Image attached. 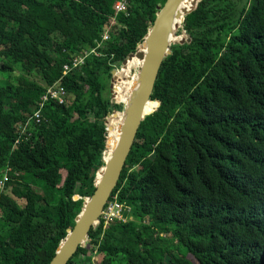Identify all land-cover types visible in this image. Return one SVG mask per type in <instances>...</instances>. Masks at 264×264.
Returning <instances> with one entry per match:
<instances>
[{
    "label": "trees",
    "instance_id": "obj_1",
    "mask_svg": "<svg viewBox=\"0 0 264 264\" xmlns=\"http://www.w3.org/2000/svg\"><path fill=\"white\" fill-rule=\"evenodd\" d=\"M117 1L0 0V264H49L96 192L114 78L124 105L137 61L119 68L166 2ZM176 35L110 200L120 218L69 264H264V0H200ZM51 87L64 102L40 108Z\"/></svg>",
    "mask_w": 264,
    "mask_h": 264
},
{
    "label": "water",
    "instance_id": "obj_2",
    "mask_svg": "<svg viewBox=\"0 0 264 264\" xmlns=\"http://www.w3.org/2000/svg\"><path fill=\"white\" fill-rule=\"evenodd\" d=\"M200 0H193L190 6H185L187 0H166L162 7L156 8L155 21L149 28L142 44L134 54H130L122 63L125 68L134 59L142 62L136 80L130 93L127 105L117 102L115 97V81L113 82V102L123 106L122 112L111 115H121L118 126V139L112 146L110 160H105V167L100 171L96 180L95 194L86 200L85 207L76 219L74 229L68 231V236L60 244L49 264H69L70 260L84 246L90 233L100 224L101 218L116 191L126 166L129 155L134 146L139 129L150 113L151 97L159 76L160 69L170 56V49L183 39L177 37V32L183 25L185 18L191 14ZM116 73V72H114ZM107 137L114 131L108 122ZM109 141L105 154L110 150Z\"/></svg>",
    "mask_w": 264,
    "mask_h": 264
},
{
    "label": "built area",
    "instance_id": "obj_3",
    "mask_svg": "<svg viewBox=\"0 0 264 264\" xmlns=\"http://www.w3.org/2000/svg\"><path fill=\"white\" fill-rule=\"evenodd\" d=\"M115 12L116 13H125L126 12V2L124 0H119L115 4ZM104 40H107V34L103 36ZM83 61L82 57H78L76 60H74L73 67L79 66ZM65 71H69L70 68L68 66H64ZM64 95V91L57 90L54 87H51L47 90V93L42 97V103L40 108L43 107L44 103L48 100H58L61 103L64 102V99L62 98ZM34 117L36 120L40 121L39 112L34 114ZM5 187V181L0 182V189H3ZM121 208L116 203H109L106 207V210L103 214V217H105L107 220H111L114 218H120Z\"/></svg>",
    "mask_w": 264,
    "mask_h": 264
},
{
    "label": "bare ground",
    "instance_id": "obj_4",
    "mask_svg": "<svg viewBox=\"0 0 264 264\" xmlns=\"http://www.w3.org/2000/svg\"><path fill=\"white\" fill-rule=\"evenodd\" d=\"M125 2H126V0H124ZM191 2H193V0H187V3H185V6H189L190 4H191ZM136 60V59H135ZM137 61V67H138V70H139V68L141 67V65H142V62L141 61H139V60H136ZM137 70V71H138ZM135 80H136V77H134L133 78V80H132V83H131V85H130V87L128 88V94H129V97H130V93H131V90H132V88H133V85H134V82H135ZM129 97L127 96V97H125V99H124V105H127L128 104V101H129ZM122 117V116H121ZM120 117V119H119V126H120V124H121V118ZM118 132H119V129H118ZM117 139H118V136H117ZM117 141V140H116ZM116 144V143H115ZM115 144H113L112 146H114ZM112 146H111V153H112ZM110 156H111V154H110ZM110 156H109V160H110Z\"/></svg>",
    "mask_w": 264,
    "mask_h": 264
},
{
    "label": "rangeland",
    "instance_id": "obj_5",
    "mask_svg": "<svg viewBox=\"0 0 264 264\" xmlns=\"http://www.w3.org/2000/svg\"><path fill=\"white\" fill-rule=\"evenodd\" d=\"M122 68V65L120 66V68H119V70ZM138 67L136 66V70H134L133 72H132V74H131V82H130V85H131V83H132V80H133V78L134 77H136L137 76V74H138ZM116 77H118V79H120V73L118 74V72L116 73ZM116 81H117V79H116ZM115 85H116V82H115ZM130 87V86H129ZM127 94H128V91H127V93H126V95H125V97L127 96ZM112 96H113V94H112Z\"/></svg>",
    "mask_w": 264,
    "mask_h": 264
},
{
    "label": "clouds",
    "instance_id": "obj_6",
    "mask_svg": "<svg viewBox=\"0 0 264 264\" xmlns=\"http://www.w3.org/2000/svg\"><path fill=\"white\" fill-rule=\"evenodd\" d=\"M103 217V216H102Z\"/></svg>",
    "mask_w": 264,
    "mask_h": 264
}]
</instances>
